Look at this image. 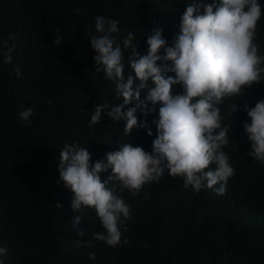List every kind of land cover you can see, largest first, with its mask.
I'll use <instances>...</instances> for the list:
<instances>
[{
	"label": "trees",
	"instance_id": "1",
	"mask_svg": "<svg viewBox=\"0 0 264 264\" xmlns=\"http://www.w3.org/2000/svg\"><path fill=\"white\" fill-rule=\"evenodd\" d=\"M190 2L221 0H0V40L15 44L11 64L0 52V246L9 249L0 259L5 264H264V164L247 155L251 142L243 127L251 122L244 105L251 108L264 100V74L242 90L244 95L225 97L218 105L222 125H230L222 151L235 169L223 195L186 189L183 178L166 170L159 182L146 183L135 196L123 192L131 216L121 229V243L109 246L93 238L105 231L95 211L74 212V194L60 181L59 153L65 144L87 148L94 164L106 162V154L124 144L151 153L157 137L153 120L160 104L147 116L137 109L138 123L146 121L148 129L125 134L126 121H113L105 113L89 127L95 106L122 103L114 82L96 71L89 36L95 17L119 22L114 35L124 52L126 82L129 74L134 77L127 64L132 49L123 46L127 32L133 33L140 56L148 54L147 39L155 28L162 29L166 47L173 46ZM258 3L264 10V0ZM57 31L60 45L54 43ZM254 43L264 55V15ZM138 83L134 78V87ZM182 91L181 85L172 87L173 95ZM235 103L237 111L231 114ZM132 107L135 101L123 111ZM147 107L153 106L149 102ZM29 108L33 116L20 121L19 113ZM100 175L113 187L111 169ZM76 217H81L78 224Z\"/></svg>",
	"mask_w": 264,
	"mask_h": 264
},
{
	"label": "clouds",
	"instance_id": "2",
	"mask_svg": "<svg viewBox=\"0 0 264 264\" xmlns=\"http://www.w3.org/2000/svg\"><path fill=\"white\" fill-rule=\"evenodd\" d=\"M262 15L264 10L258 0H221L219 4L207 5L190 2L174 45L166 47L162 29L155 28L147 39L149 49L145 56L139 55L133 44L134 35L128 31L123 46L132 49L127 64L134 77L129 74L126 82L124 52L114 35L119 33V22L103 15L95 17L94 32L90 29L89 36L96 71L103 72L106 80L114 82L116 96L122 98V103L95 106L89 127L99 123L101 114L105 113L113 121H126L125 134L137 127L148 129L146 121L138 123L137 109L147 116L155 111L157 104L161 106L158 119L153 120L157 137L151 153L142 147L124 144L118 151L107 153L106 162L98 160L92 164L91 153L79 143L65 144L60 151V181L74 194L72 210L81 213L94 210L105 230L95 233L94 239L109 246L120 244L121 229L131 216L123 192L127 190L135 196L146 183L159 182L166 170L172 177L183 178L186 189L191 187L199 192L208 188L218 195L226 192L235 169L222 151L229 143L230 125H222L218 105L225 97L244 95L242 90L259 83L264 74V55L258 54L259 46L254 43ZM55 35L54 43L60 45L59 31ZM15 39L9 37V40ZM161 49L163 56L159 54ZM14 50L15 44L9 46L7 41L0 40L4 63H12ZM158 61L163 63L158 64ZM14 71L20 75L18 66ZM134 78L139 81L135 87ZM174 85L182 86L181 94H172ZM145 91L147 94L141 100V93ZM133 101L136 107L123 111ZM149 102L152 108L147 107ZM243 110L251 121L243 125L251 142L247 155L264 164V100L251 108L245 104ZM236 111L235 103L230 112ZM32 116L31 108L19 113L20 121L24 122ZM147 134L152 136L151 130ZM213 164L214 171H205ZM109 169L112 171L109 180L114 182L111 188L100 175ZM80 219L76 217L75 223ZM123 243L129 241L125 239ZM8 251L7 244L0 246V257H6ZM89 258L95 259V254L90 253ZM0 264L5 261L0 259Z\"/></svg>",
	"mask_w": 264,
	"mask_h": 264
}]
</instances>
